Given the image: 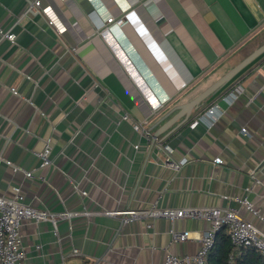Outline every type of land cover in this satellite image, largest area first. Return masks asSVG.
Listing matches in <instances>:
<instances>
[{"label":"crops","instance_id":"obj_1","mask_svg":"<svg viewBox=\"0 0 264 264\" xmlns=\"http://www.w3.org/2000/svg\"><path fill=\"white\" fill-rule=\"evenodd\" d=\"M32 1L0 0V29L15 36L0 35V195L18 186L39 210L79 214L23 221V264H163L168 252L194 253L210 227L201 218L149 227L146 217L123 222L104 211L238 209L232 198L246 196L264 217V52L174 121L176 106L264 42V0H40L61 33ZM109 14L123 24H103ZM46 138L52 163L38 169ZM166 155L188 162L172 169ZM171 230L189 238L171 242Z\"/></svg>","mask_w":264,"mask_h":264},{"label":"built area","instance_id":"obj_2","mask_svg":"<svg viewBox=\"0 0 264 264\" xmlns=\"http://www.w3.org/2000/svg\"><path fill=\"white\" fill-rule=\"evenodd\" d=\"M39 10L47 19V23L54 27V29L61 33L65 30V27L60 24L53 12L49 7H41L40 0H33L31 6ZM124 22L123 17H116L114 15H106L103 19V24H115L121 25ZM0 35L2 38H6L10 41L14 40V34L8 31H2L0 29ZM95 86H97L95 84ZM11 91H15L14 88H10ZM241 91V87L238 85L229 91L223 99L230 97L233 99ZM218 109V104L212 105L205 113L196 119H194L190 126L193 127L199 121H202L204 115L211 117ZM122 118L130 120L127 114H123ZM135 127L146 134L147 131L143 129L140 124H136ZM245 131V128L241 129ZM135 148L138 145H134ZM164 148V147H163ZM51 139L46 138L43 142L42 148L36 152L39 158L37 165L38 169H45L52 163L51 157ZM3 161L10 165L13 171L21 170L25 177H31L32 171H24L18 166L13 165L9 160L3 159ZM188 162V159L181 158L179 160H173L169 155L165 156L164 163L172 168L179 169L182 165ZM213 163L222 164L223 159L221 157H214ZM43 177H41L42 179ZM82 195H85V191H81ZM222 198H228V195L223 194ZM24 194L20 187H13V195L6 197L0 195V264H23L25 253L21 243L20 226L23 221L27 219L39 220H51L55 221L57 218L69 217L76 215V212H63L57 214H51L44 210H39L24 201ZM235 201L239 203L238 209L230 208L226 206H206L195 207L187 206L181 208H159L156 205H151L144 208H133L125 211H104V214L115 216L122 215V221H132L138 218H148L147 226H152V221L156 218H166L170 220L182 219V218H201L209 222L210 227L203 230L200 233L199 247L191 254L175 255L173 253H166L163 259V264H205L207 255L212 249L215 243L216 234L222 229L228 234L230 243L232 245V255L230 261L235 256L241 254V249H253L258 251L264 257V230L258 227L251 220L244 217L241 214L240 209L244 208L248 210L253 216L258 217L260 221L264 223V217L259 214L258 209L254 206V203L250 201L246 196L233 197ZM189 238V231H170L171 242H183ZM73 252H77L76 249Z\"/></svg>","mask_w":264,"mask_h":264},{"label":"water","instance_id":"obj_3","mask_svg":"<svg viewBox=\"0 0 264 264\" xmlns=\"http://www.w3.org/2000/svg\"><path fill=\"white\" fill-rule=\"evenodd\" d=\"M264 52V42L256 47L251 53L244 57L239 63L233 66L229 71L222 75L219 79L213 82L210 86L204 89L201 93L195 96L193 99L186 103H182L175 107L177 113L174 115V121L181 118V122L187 120L189 114L193 109H196L201 105V103L219 88H221L225 83L232 79L240 70L247 66L250 62L256 59L259 55ZM173 121V122H174Z\"/></svg>","mask_w":264,"mask_h":264},{"label":"trees","instance_id":"obj_4","mask_svg":"<svg viewBox=\"0 0 264 264\" xmlns=\"http://www.w3.org/2000/svg\"><path fill=\"white\" fill-rule=\"evenodd\" d=\"M232 245L228 234L222 229L216 234L215 243L209 251L205 264H264V257L256 250L241 249L232 261Z\"/></svg>","mask_w":264,"mask_h":264}]
</instances>
